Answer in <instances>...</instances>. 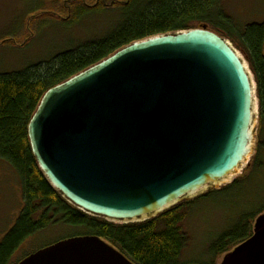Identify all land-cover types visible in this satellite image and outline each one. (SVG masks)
I'll return each mask as SVG.
<instances>
[{"label":"water","instance_id":"1","mask_svg":"<svg viewBox=\"0 0 264 264\" xmlns=\"http://www.w3.org/2000/svg\"><path fill=\"white\" fill-rule=\"evenodd\" d=\"M256 83L229 41L196 28L134 42L47 90L27 125L37 167L77 210L152 220L232 184L255 154ZM18 264H133L95 236ZM219 264H264V213Z\"/></svg>","mask_w":264,"mask_h":264},{"label":"trees","instance_id":"2","mask_svg":"<svg viewBox=\"0 0 264 264\" xmlns=\"http://www.w3.org/2000/svg\"><path fill=\"white\" fill-rule=\"evenodd\" d=\"M87 1L90 3L75 2L72 17L67 21L73 24L87 18H107L109 23L104 31L48 60L21 71L0 74V160L17 175L22 195L16 223L0 243V264H9L20 245L51 227L73 231L56 242L95 236L115 247L133 264H215L218 257L252 235L254 220L264 213V205L248 210L259 201L260 195L264 196V21L251 22L233 33L227 25L231 18L222 9L224 0H99L93 4L92 0ZM207 27L225 31L238 40L256 83L260 123L255 154L246 171L232 184L197 199L211 201L217 194L263 184L259 185L261 192L257 195L245 189L247 193L230 212V223L203 249L206 258L188 260L184 259V252L189 239L182 224L196 202H184L141 223L116 224L87 215L48 184L31 153L27 125L47 90L120 49L153 36Z\"/></svg>","mask_w":264,"mask_h":264},{"label":"rangeland","instance_id":"3","mask_svg":"<svg viewBox=\"0 0 264 264\" xmlns=\"http://www.w3.org/2000/svg\"><path fill=\"white\" fill-rule=\"evenodd\" d=\"M98 1L92 0V4ZM75 2L90 3L87 0H0V74L21 71L40 61L48 60L108 27L107 18H87L80 23L69 24L67 18L72 17ZM222 9L231 18L227 25L233 33L251 22L264 21V0H224ZM207 29L229 41L242 53L235 37H229L220 29ZM259 123L258 116L257 130ZM245 171L246 169L243 173ZM260 184L214 195L211 201H199L197 198L192 200L196 203L182 224V230L189 239L184 259H205L203 249L230 223V212H233V208L238 204V199L247 193L246 190L253 195L259 194ZM262 205L264 196L260 195L259 201L248 210L254 211ZM21 207L19 179L13 169L0 160V243L16 223ZM72 233L73 231L63 227H51L36 234L20 245L9 264H15L25 255ZM221 258L218 257L215 264H219Z\"/></svg>","mask_w":264,"mask_h":264}]
</instances>
